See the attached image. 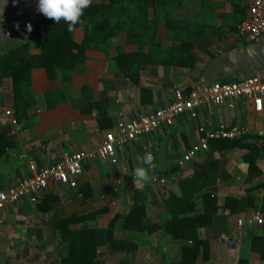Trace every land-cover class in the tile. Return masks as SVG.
I'll return each instance as SVG.
<instances>
[{"label": "crops", "instance_id": "0c3cea01", "mask_svg": "<svg viewBox=\"0 0 264 264\" xmlns=\"http://www.w3.org/2000/svg\"><path fill=\"white\" fill-rule=\"evenodd\" d=\"M152 1L140 10L123 6L116 18L123 28L109 45L89 46L66 72L41 60L38 0H0V189L28 176L32 162L40 168L52 154L94 150L120 118L154 112L176 90L264 77V34L247 40L237 31L249 0ZM84 34L76 27L73 41ZM218 126L247 131L210 142L179 167L202 135L198 127ZM259 131L264 105L257 113L251 100L234 108L208 103L197 119L180 115L128 142L116 164L87 161L75 187L50 183L36 202L23 198L0 211V264H57L63 244L56 225L67 218L79 222L69 228L111 229L85 247L96 264H264V222L247 223L256 211L264 221ZM146 151L154 161L150 180L141 182L134 157ZM154 174L165 182H152Z\"/></svg>", "mask_w": 264, "mask_h": 264}, {"label": "built area", "instance_id": "2783aa9c", "mask_svg": "<svg viewBox=\"0 0 264 264\" xmlns=\"http://www.w3.org/2000/svg\"><path fill=\"white\" fill-rule=\"evenodd\" d=\"M238 34L247 40H255L264 34V0H249L246 15L237 28ZM251 100L253 110L261 112L264 105V77L251 76L244 80L232 82L215 81L211 84L198 82L188 92L176 90L170 104L156 109L149 114L133 119L120 118L115 131L108 132L94 150L64 151L60 156L51 155V162L43 167H37L33 162L29 169L31 173L15 184L0 189V211L20 200L27 199L34 203L41 192L50 183L65 184L69 187L77 185V177L81 174L87 161H98L101 164H116L117 151L137 137L148 134L162 126L172 125L177 117L186 114L191 119H197L199 111L208 103L215 106L228 104L234 108L236 100ZM5 114L16 119L10 109ZM202 134L198 142L193 144L178 160V165L184 168L200 151L207 150L211 141L216 139H236L246 133L241 126H218L214 129L198 127ZM264 136V131H259ZM152 182L164 183L165 179L153 175ZM262 214L254 212L247 223L263 224ZM242 221H238L241 226Z\"/></svg>", "mask_w": 264, "mask_h": 264}, {"label": "trees", "instance_id": "16d2710c", "mask_svg": "<svg viewBox=\"0 0 264 264\" xmlns=\"http://www.w3.org/2000/svg\"><path fill=\"white\" fill-rule=\"evenodd\" d=\"M143 1V2H142ZM149 2L152 0H107L101 3L92 0L90 7L85 9L84 15L81 17V23L75 26H83L85 32L84 38L80 43H76L72 39V32H69L68 25L61 20L59 23H55L52 19L43 18L44 30L39 35L40 47L43 49L41 60H45L47 63V69L51 70L55 65H62L64 71L69 72L71 66L80 61L83 52L89 46L95 45H109L110 39L120 30L123 26L118 21L119 11H123L124 7L130 6L129 9H133V6L137 9H144L149 6ZM120 9V10H119ZM114 22L111 21V19ZM114 23V24H113ZM37 34V33H36ZM41 35V36H40ZM13 50L8 51L4 56V59H8L13 54ZM12 74L14 85H17V74ZM20 74V73H19ZM17 76V75H16ZM258 136V135H257ZM264 138V136H260ZM242 138V137H239ZM230 139V140H237ZM229 140V139H216L214 141ZM133 211V210H132ZM98 212H96L97 214ZM75 218H67L61 222V226L56 225V228H60V240L63 244V253L59 258L57 264H96L95 252L87 251L86 245L94 246L101 241L106 232L111 229L100 230L98 228H69L70 223L73 225L78 224ZM103 232V233H102ZM60 242V243H61Z\"/></svg>", "mask_w": 264, "mask_h": 264}, {"label": "clouds", "instance_id": "9594fccd", "mask_svg": "<svg viewBox=\"0 0 264 264\" xmlns=\"http://www.w3.org/2000/svg\"><path fill=\"white\" fill-rule=\"evenodd\" d=\"M13 2L15 3V0ZM91 4L92 0H38L37 11L46 18L52 19L55 23L63 20L68 25L67 30L72 32L75 30V26L81 23V17L84 15L85 9L90 7ZM0 21H2V12H0ZM15 27L18 29L19 25L16 24ZM27 30H32L30 23L27 24ZM134 160L136 161L134 168L135 179L141 182H148L150 180L149 169L154 161L153 154L146 151L142 156L136 155ZM141 186H143V183Z\"/></svg>", "mask_w": 264, "mask_h": 264}]
</instances>
